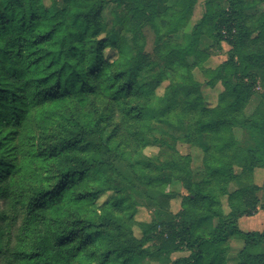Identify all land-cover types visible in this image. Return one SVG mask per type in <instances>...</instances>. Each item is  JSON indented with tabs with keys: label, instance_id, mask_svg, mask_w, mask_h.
Listing matches in <instances>:
<instances>
[{
	"label": "trees",
	"instance_id": "16d2710c",
	"mask_svg": "<svg viewBox=\"0 0 264 264\" xmlns=\"http://www.w3.org/2000/svg\"><path fill=\"white\" fill-rule=\"evenodd\" d=\"M51 1L0 0V264H264V230L239 228L264 212V182L254 180L264 171V96L245 112L264 85V13L248 24L243 1L228 0L188 35L198 0H176L164 14L160 0ZM111 4L124 12L108 31ZM224 43L227 57L208 67ZM218 84L211 106L203 87ZM156 124L173 130L155 139L159 155L130 163ZM237 128L257 136L254 148L238 143ZM202 136L196 175L177 144ZM176 183L187 193L167 195L169 209L182 198L171 220L137 219L152 191ZM232 238L244 243L234 257Z\"/></svg>",
	"mask_w": 264,
	"mask_h": 264
},
{
	"label": "rangeland",
	"instance_id": "374dc122",
	"mask_svg": "<svg viewBox=\"0 0 264 264\" xmlns=\"http://www.w3.org/2000/svg\"><path fill=\"white\" fill-rule=\"evenodd\" d=\"M176 0H160L159 1V10L162 14L165 13L166 9L169 7H173L175 5ZM245 4V15L248 17V24L253 23V20L256 18L261 17L262 13H264V0H242ZM47 3L51 5L52 1L47 0ZM59 8L64 7V4L62 0H59ZM229 6L228 0H198L197 4L194 8L193 14L184 29V32L188 35L192 33L193 28L195 25L200 23L203 16H205L207 13H211V11H219L223 9H227ZM124 12L123 9L118 8L115 5H109L106 7V10L104 12V20L107 23L108 31L113 30V21H114V12ZM210 11V12H209ZM120 30H116V37H119ZM121 34V33H120ZM145 35L147 37V52L152 53L155 48V33L150 29L147 28L145 30ZM210 39L208 34H204L199 42L200 48L205 49L208 48L210 45ZM229 50V46L224 43L223 50L219 51L216 49H212L210 53L213 55L206 65L210 68H215L218 65L221 64V62L227 57V51ZM187 61L189 63H194L196 61V57L194 55H186ZM195 76L197 80L201 81L202 83H206V78L204 77L203 73H201L199 70L195 71ZM220 85V86H219ZM166 86V84H165ZM159 89V94H163L164 87ZM221 84H218L215 88H211L209 86L203 87L204 97L205 100L210 103V105L213 102H216V99H218L219 94L223 90V87ZM222 89V90H221ZM262 96H264V85L260 82L256 87V94L251 99L250 102L246 104L245 112L247 114H251L255 108L259 105L260 101L262 99ZM218 102V101H217ZM170 131H173L171 128H169L166 124H156L154 125L152 136L148 138V147L136 155L135 157H132L129 159L130 163H136V162H146L147 160L158 156L160 153V147L155 143L156 138H163L166 136V134ZM175 132V131H174ZM176 133H179L176 131ZM109 135V130H105L104 132V138H107ZM235 136L238 141V143L243 146L244 148H254L256 146V140L257 136H252L251 132L249 130L237 128L235 130ZM199 145H189L184 143H178L177 148L180 153L183 155H191L192 156V169L195 172L196 175L201 171L202 167V161L204 157L203 147L207 146V137L202 136L198 138ZM261 170V169H260ZM260 173H263L262 177H255V183L259 186L263 185L264 182V171L261 170ZM199 176H196V181ZM240 185L239 184H232L230 186V190L233 191L237 189ZM163 190L165 193H163ZM169 193H178L179 196H182L183 194H186V190L183 189L181 183H176L172 185H165L164 188L160 187V190H154L151 192V195L153 197L152 200H148L144 202V207L139 210V213L137 215V219L139 221L143 222H162L165 220H171L172 215L179 212L181 209V197H174L173 200H171L170 209L168 208L169 203V197L167 196ZM114 193H107L104 196L101 197L99 200L100 204H103L110 199L114 197ZM262 198V194L259 195ZM260 213V214H259ZM259 214V215H257ZM201 225V224H200ZM204 225H201V227ZM215 224H210L207 228H214ZM239 228L243 232H252V231H263L264 230V212L262 210H258V212L251 216V217H245L242 222L239 224ZM136 234L139 235L140 231L136 229ZM244 247V243L242 241H239L236 238H232L230 240V249H231V256H236ZM149 250H155V244L151 243L148 245ZM183 256L182 254H176L173 256V258H177ZM151 264H162L160 262H152Z\"/></svg>",
	"mask_w": 264,
	"mask_h": 264
},
{
	"label": "crops",
	"instance_id": "0c3cea01",
	"mask_svg": "<svg viewBox=\"0 0 264 264\" xmlns=\"http://www.w3.org/2000/svg\"><path fill=\"white\" fill-rule=\"evenodd\" d=\"M220 86V85H219ZM222 88V87H221ZM222 90V89H221ZM217 101H218V99H216V102H213L212 104H211V106H215L216 104H217ZM211 103V102H210ZM209 103V104H210ZM261 172V170L260 169H257L256 170V172H255V177H262L263 176V173H260ZM260 214V213H259ZM259 214H257V215H259ZM245 217H243V218H241L240 220H239V224H240V222H242V220L244 219Z\"/></svg>",
	"mask_w": 264,
	"mask_h": 264
}]
</instances>
